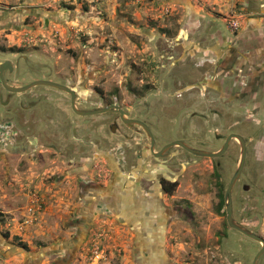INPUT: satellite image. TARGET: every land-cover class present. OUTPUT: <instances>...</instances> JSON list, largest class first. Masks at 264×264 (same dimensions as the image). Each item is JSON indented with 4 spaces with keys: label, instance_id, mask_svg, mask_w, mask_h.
Here are the masks:
<instances>
[{
    "label": "rangeland",
    "instance_id": "obj_1",
    "mask_svg": "<svg viewBox=\"0 0 264 264\" xmlns=\"http://www.w3.org/2000/svg\"><path fill=\"white\" fill-rule=\"evenodd\" d=\"M229 54L249 65L244 104L184 92ZM4 61L12 86L49 80L74 88L79 110H128L156 152L177 139L218 152L241 135L233 218L264 238V0H0ZM150 144L117 113L76 116L54 88L0 86V264H253L262 243L219 210L240 141L220 158H157Z\"/></svg>",
    "mask_w": 264,
    "mask_h": 264
},
{
    "label": "flooded vegetation",
    "instance_id": "obj_2",
    "mask_svg": "<svg viewBox=\"0 0 264 264\" xmlns=\"http://www.w3.org/2000/svg\"><path fill=\"white\" fill-rule=\"evenodd\" d=\"M225 59H227L226 62H228V67H225L224 65L218 66V63H215V67L212 70V72L210 73L209 77H206L205 80L202 79V80H200L198 82H195V83L191 84L190 88L185 89L184 92H188V91H191V90H194V89L195 90H199L201 92L202 91L206 92V90L207 91L211 90L215 94L216 103L218 105H221V106L225 107V106L230 105V104L232 105V103H235L236 101L240 102L241 104H244L245 101L250 98V89L252 88V85L250 83V74H249L248 70L245 69L248 64H246L245 62L240 64L239 61H241V58L240 57L238 58L234 54H229L228 56H226ZM5 62H8V61H4L1 64H4ZM232 68L236 69L237 72H235ZM12 71H13V66H12V70H10V69H5L4 70L3 75H4V79H5L7 84H8V82H7V79H6V75L11 74ZM207 74H208V72L206 73V75ZM36 81H39V80H36ZM33 82H35V81H33ZM33 82H31L30 84H32ZM30 84H27V85H24V86H21V87H25V86H28ZM59 84H61V83H59ZM8 85L12 86L10 84H8ZM0 86L5 91H7L8 93H11V94H25V93H27L30 90L29 89V90H27L26 92H23V93H12V92H9L8 90H6L4 88L1 78H0ZM64 86H66V85H64ZM12 87H16V86H12ZM37 87H40V86H37ZM41 87H44V86H41ZM67 87H69V86H67ZM166 87H167V89H169V87H170V79H167V78H166ZM49 88H51V87H49ZM69 88L76 92V98H75V106H76L77 101L79 99V94L74 88H71V87H69ZM204 89H205V91H204ZM55 90L67 94V96H68V98L70 100L71 110L76 116L81 117V118L90 117V116H80V115L75 113V111L73 109V105H72L73 99H72V95L70 93L65 92V91H61V90H58V89H55ZM262 94H263V92L260 95V100H264V96ZM33 105H35V104H33ZM111 105H117V104H110L109 106H111ZM117 106H119V105H117ZM168 106H169V110H170L169 103H168ZM172 106H173V111L174 112H177L176 110L183 111V109L180 107V105H178V106L172 105ZM76 108H77V106H76ZM79 111H86V110H81L80 109ZM124 111L129 113V116L128 117L126 116V118L132 119L134 121H140V122L146 124L150 128L149 124H147L146 122L142 121V119H140V118H132L131 117V113L128 110L124 109ZM114 113H116V112H114ZM117 114L119 115V120L124 125H127L129 127H134V126L141 127L146 132V134L149 136V134L147 133V131L144 129V127L142 125H140L138 123H133L132 125L126 124V123L123 122V120L121 118V115L119 113H117ZM150 130H151V128H150ZM152 134H153V137L155 139V147H154L155 154H159V153L163 154V155L165 153L167 154V152L169 150H171L172 148H174V147H179V148L185 150L186 152L190 153L188 150H186L184 147H182L180 145H174V146L164 150L165 147H167L168 145H170L172 143H175V142H183L184 144H186L183 139H177V140H174L172 142L169 141V142L166 143V145L159 152H156V147H157L158 144H157V140H156V137L154 136L153 132H152ZM230 135H232V134H230ZM149 138L151 140L150 136H149ZM226 140L223 143L222 148L225 145ZM151 149H152V140H151L150 149H149L150 154L152 156H154V157H157V158L162 156V155L161 156L160 155L159 156L155 155L154 153H152ZM190 154L194 155L192 153H190ZM162 181H163V183L161 185L164 188V190L166 191V193H173L176 190L177 186H178L175 182H171V181H169L167 179L166 180L163 179ZM171 189H173V191L172 192H168V190H171ZM117 197H120V195L118 194ZM262 246H263V244H262Z\"/></svg>",
    "mask_w": 264,
    "mask_h": 264
},
{
    "label": "water",
    "instance_id": "obj_3",
    "mask_svg": "<svg viewBox=\"0 0 264 264\" xmlns=\"http://www.w3.org/2000/svg\"><path fill=\"white\" fill-rule=\"evenodd\" d=\"M5 69L12 70V66L9 62H5L4 64L0 65V78L2 80L4 88L6 90H8L9 92L23 93V92H26L27 90H29L33 87H37V86L51 87V88H55V89L70 93L72 95V99H73V101H72L73 109H74L75 113L80 115V116H95V115H100V114H104V113H108V112H116V113H119L121 115L123 122L126 124L132 125L133 123H138V124L142 125L144 127V129L147 131V133L149 134V136L151 137V140H152V149L151 150H152V153L155 154V152H154L155 151L154 150L155 139L153 137V134H152V131L150 130V128L146 124H144L140 121H134L132 119L126 118V116L127 117L129 116V113L124 111V109L121 108L120 106L111 105V106H108L106 108H101V109L79 111L75 106L76 92L74 90L70 89L69 87L64 86L62 84H59L57 82L48 81V80L35 81L32 84L25 86V87H12V86H9L4 79L3 73H4ZM232 139H237L240 141L242 153H241V160L239 163V167H238L236 173L234 174L233 178L231 179L230 184H229L227 191L225 193L227 222H228V225L232 229L240 232L242 235H244V236H246V237H248V238H250L256 242L263 244L261 250L258 252V254L255 256V258L253 260V264H257L258 260L264 255V238L260 235L252 233L249 230L238 225L234 221V218H233L232 191H233V188H234L237 180L240 178V176H241V174L245 168L246 157H247V143H246L245 139L241 135L232 134L227 138L225 145L218 152H206V151H202V150L193 149V148L188 147L183 142L172 143V144L168 145L167 147H165L164 150H166V149H168L174 145H180V146L184 147L186 150H188L190 153H192L196 156H200L203 158H220L224 154H226V152L228 151ZM155 155L161 156L162 154L159 153V154H155Z\"/></svg>",
    "mask_w": 264,
    "mask_h": 264
},
{
    "label": "trees",
    "instance_id": "obj_4",
    "mask_svg": "<svg viewBox=\"0 0 264 264\" xmlns=\"http://www.w3.org/2000/svg\"><path fill=\"white\" fill-rule=\"evenodd\" d=\"M172 191H173V189L168 190V192H172ZM220 200L221 201H220V204H219V210L222 209L224 207V205H225V196H224L223 192L220 193Z\"/></svg>",
    "mask_w": 264,
    "mask_h": 264
}]
</instances>
